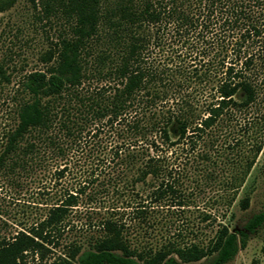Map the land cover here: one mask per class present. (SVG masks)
<instances>
[{
	"label": "trees",
	"instance_id": "trees-1",
	"mask_svg": "<svg viewBox=\"0 0 264 264\" xmlns=\"http://www.w3.org/2000/svg\"><path fill=\"white\" fill-rule=\"evenodd\" d=\"M13 1L0 0V11ZM37 3L42 13L61 19V31L52 62L22 82L28 97L18 106L0 161L9 152H33L40 145L63 155L69 145L104 132L106 144L94 143L108 149L100 161L111 164L112 191L146 193L149 199L135 207L136 218L145 219L146 201L182 205L181 189L170 180L176 146L183 161L195 147L192 158L209 160L203 148H213L217 129L263 99L264 0ZM251 118L246 123L258 124L264 113ZM261 146L256 139L250 144L253 157L245 172ZM75 203L76 195L68 194L42 225H56ZM247 204L245 197L242 206ZM263 225L264 209L238 232L220 224L206 245L168 240L154 247L131 240L125 222L111 216L100 223L91 248L75 258L76 247L70 257L72 264H193L206 257L212 258L205 264H224ZM21 235L0 247V264H14L17 253L36 248L34 237L41 236L36 230Z\"/></svg>",
	"mask_w": 264,
	"mask_h": 264
},
{
	"label": "rangeland",
	"instance_id": "rangeland-1",
	"mask_svg": "<svg viewBox=\"0 0 264 264\" xmlns=\"http://www.w3.org/2000/svg\"><path fill=\"white\" fill-rule=\"evenodd\" d=\"M38 1L34 0L36 9L32 0H14L0 11V156L8 133L16 126L18 106L28 97L22 82L28 73L43 71L52 62L49 56L55 54L61 31V19L42 13ZM262 97L217 129L213 148H203L211 155L209 160L192 158L199 149L195 147L188 151L190 159L183 161L176 146L170 180L181 189L182 205L169 199L147 202L146 193L112 191L111 164L100 161L108 149H97L94 143L98 139L106 144L104 132L69 145L63 155L46 145L33 152L22 148L5 154L0 161V247L36 230L41 234L34 237L38 245L18 252L14 264H72L73 250L79 247L76 258L90 249L101 233L100 223L111 216L125 222L131 240L154 247L168 240L206 245L220 224L238 232L250 216L264 209V118L255 125L246 123L257 112L264 113ZM255 139L262 143L261 150L245 172ZM68 194L76 195L75 205L56 225H42L49 210ZM245 197L248 204L243 207ZM141 200H147L143 220L133 211ZM263 249L264 225L249 234L245 246L224 264H264ZM211 258L193 264H205Z\"/></svg>",
	"mask_w": 264,
	"mask_h": 264
}]
</instances>
